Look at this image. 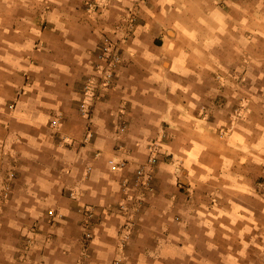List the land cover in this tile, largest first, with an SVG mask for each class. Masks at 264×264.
Here are the masks:
<instances>
[{
    "label": "crops",
    "instance_id": "crops-1",
    "mask_svg": "<svg viewBox=\"0 0 264 264\" xmlns=\"http://www.w3.org/2000/svg\"><path fill=\"white\" fill-rule=\"evenodd\" d=\"M87 1L0 0V264H77L84 205L101 210L82 264H108L121 179L152 140L153 189L122 264H264V0H139L115 86L89 117L82 78L132 1ZM48 208L62 214L52 224Z\"/></svg>",
    "mask_w": 264,
    "mask_h": 264
},
{
    "label": "built area",
    "instance_id": "built-area-1",
    "mask_svg": "<svg viewBox=\"0 0 264 264\" xmlns=\"http://www.w3.org/2000/svg\"><path fill=\"white\" fill-rule=\"evenodd\" d=\"M101 0H89L86 2V8L88 11L93 9V6ZM136 4L130 5L126 8L123 17L121 18L120 22L116 25V29L121 32V37L113 38L111 35L102 33L100 36L99 41L96 43V48L94 52V60L92 61V73L84 75L82 78V86H81V93L82 95L79 97L77 101V109L86 117H89L90 110L94 101L100 99L104 96V94L111 88L115 86L116 77L118 74V70L122 65L124 60L122 47L120 44L121 40H125L136 23ZM58 123L57 120H52L51 124L56 125ZM125 130L124 125H117V131L119 133ZM149 150L150 156L147 159V163L151 164L156 160V150L157 142L153 141L149 143ZM111 164L112 169H120L123 168L125 165V161H118L113 162L112 160L109 161ZM12 175V172L9 173ZM131 186V188H130ZM142 188L145 191H150L151 181H150V174L145 169L144 166H139L132 178L131 183L128 179L124 180L123 182V190L124 193L128 195L130 190L134 188ZM120 208L122 210L125 209V204L121 203ZM86 218L83 223L84 235L82 239L87 241L90 236V231H88V227L91 225L90 221L93 217V212L90 209H86ZM48 217L49 221L50 218L55 219L57 217V213L53 212L52 209H48ZM124 238V237H123ZM126 238V237H125Z\"/></svg>",
    "mask_w": 264,
    "mask_h": 264
},
{
    "label": "rangeland",
    "instance_id": "rangeland-1",
    "mask_svg": "<svg viewBox=\"0 0 264 264\" xmlns=\"http://www.w3.org/2000/svg\"><path fill=\"white\" fill-rule=\"evenodd\" d=\"M131 1H132L131 5L136 4L135 11L137 13L138 12L137 4L139 3L138 2L139 0H137V1L136 0H131ZM105 3H107V0L98 1V3L95 4V6H93L92 10L96 11L97 7L100 6V4L103 5ZM138 6H139V4H138ZM87 11H88V9H87ZM124 13H125V11H124ZM124 13H123V15H124ZM101 34H100V36H101ZM100 36H99V39H100ZM117 133H119V132L117 131ZM153 141H156V140H152V141H148L147 142V146H146L147 159L150 156V154L152 153V152L150 153V150L148 148L149 147V143L153 142ZM157 148H158V143H157ZM159 153H160V151H159V148H158V150H156L157 157H156L155 162L149 164V163H147V160H146V164L140 165V166H144L145 169L150 174V181L151 182H152L153 168H155V166L158 164V162L160 160ZM109 164H110V162H109ZM125 165H126V161H125ZM125 165H124V167H125ZM138 167H136L133 170L131 175L123 177L121 179V182H120V193H121V196H120L119 202L117 203L118 204L117 213L119 212L118 214L121 215L122 220H121L120 223H118V225L116 227V230H117L116 232L118 234L117 235V245H116L117 251L115 252L116 254L113 256V258L109 261L108 264H122L123 263V260H124L123 248L127 244V242L130 240V238L133 237V234L137 232V230H138V228L140 226L138 220H139V217H140L139 213L141 211V204H142V202H144L146 200L147 193H149L153 189L152 183H151L152 189L150 191H145V190H143L142 188L139 187V188H134V189L130 190V193L128 192V195L124 193V190H123V182H124V180L128 179V181L131 183L132 178L134 176V173H135V171H136V169ZM9 169L14 171L11 167H6V165H5L4 172H5L6 176L9 175L10 172H12ZM110 169L112 171H115V169L111 168V164H110ZM120 169H122V168H120ZM11 181H12V178L10 177L8 182H11ZM11 184H12V182L10 184H7L6 181H5V184L3 185V193H4L3 196H5L7 194L8 189L11 188ZM130 188H131V186H130ZM187 192L188 191H186V199L189 198V195H188ZM121 203L125 204V209L124 210H122L120 208V204ZM48 209H52L53 212L57 213V217L55 219L50 218V221L48 220L49 219V217H48V215H49L48 214ZM48 209L45 212L46 216H45V219L43 220L44 223L52 224L53 222L56 221L57 218H61L62 214L60 212H57L54 208H48ZM86 209L92 210V212L94 214H93V217H92V219L90 221L91 225L87 228L88 231H90L89 232L90 236H89L87 241H84L82 239V237L84 235L83 223H84V220L86 218V213H87ZM100 210H97V209H95V207L90 206V205H84V206L80 207L79 210H78V212L80 214L79 226L81 228L80 241H81V244L83 246V251L84 252L81 254V257L79 256V259L77 260V264H82V262L87 260L86 258L89 256V250L91 249L90 247L92 245L93 234H94V230H95L94 228H96V226L100 222ZM174 220L179 221L180 220L179 219V215L175 214ZM29 229H30V232H35V231L38 232L40 230V228H39L37 223L35 225H33L32 227H30ZM49 234H52V233L50 232ZM34 243L35 242H34L33 235L26 233V236L24 237V240H23V242H22V244H21V246L19 248L18 254H17V257H18L19 261H23V260L29 259V255H30L29 252L32 249Z\"/></svg>",
    "mask_w": 264,
    "mask_h": 264
}]
</instances>
